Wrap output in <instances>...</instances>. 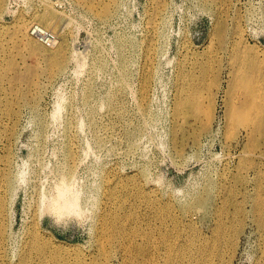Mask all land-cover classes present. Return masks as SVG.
<instances>
[{
  "label": "rangeland",
  "instance_id": "1",
  "mask_svg": "<svg viewBox=\"0 0 264 264\" xmlns=\"http://www.w3.org/2000/svg\"><path fill=\"white\" fill-rule=\"evenodd\" d=\"M44 7L50 22L29 18ZM30 44L63 48V68L50 74ZM240 54L263 86L264 0H1L0 264H181L182 246L211 243L241 202L251 210L264 135L251 145L229 115L247 103ZM179 99L194 109L178 114ZM251 160L256 173L237 171ZM63 178L79 201L59 215L47 203ZM244 224L217 264L260 263Z\"/></svg>",
  "mask_w": 264,
  "mask_h": 264
},
{
  "label": "bare ground",
  "instance_id": "2",
  "mask_svg": "<svg viewBox=\"0 0 264 264\" xmlns=\"http://www.w3.org/2000/svg\"><path fill=\"white\" fill-rule=\"evenodd\" d=\"M78 4H81L83 0H74ZM99 4H103L104 0H97ZM1 7V0H0ZM48 7H44L42 12H34L29 18L32 20L38 19L42 22H50L51 14L47 11ZM87 8L90 11H97L94 5H87ZM50 9V8H49ZM110 5L106 4L101 8L99 12L96 13V16L99 18H105L109 15ZM31 20V21H32ZM24 18L19 19L15 23V30H18L20 34L17 35L19 41L25 38L26 31L23 33L20 29L27 30V24ZM27 36V35H26ZM32 45L30 52L33 56H41L45 59L46 65L48 66V70L50 74H53L55 71H59L63 68L66 60V56L63 48H55L53 51H49L47 54L43 52V50L38 49L37 47ZM52 49V48H51ZM239 63L236 64V69L234 73V81L238 82L236 84L237 89H244L247 92V103L240 106L238 104H232L230 107L229 115L230 117L245 130L251 145L256 144L260 141L264 135V84H262L256 79L253 78V64L260 65V62L256 61L255 57H246L243 54L238 56ZM264 63L261 61V64ZM7 68H11V65H8ZM263 70V69H259ZM4 76V75H3ZM1 80V79H0ZM16 82H14V85ZM147 92V84L146 80L143 79L141 96L145 95ZM179 99L176 102V111L178 114H181L182 111L186 108L194 109V103L190 99ZM62 105L57 107L55 112V118H58ZM191 116V114H189ZM251 164V166L249 165ZM249 170L254 171L255 164L251 160V163H246L245 165L241 164L237 167V171L240 173L248 172ZM5 184L9 185V180L5 177V174L2 173L0 178V187H4ZM56 196L55 199L50 200L47 203L49 209L54 210L57 214H65L68 212H76V208L78 207L79 197L76 194H73V190L71 188V183L65 178H63L60 182L55 186ZM255 194L252 198L253 206H251V210H247L243 208L242 202L238 204L236 208H234V212L232 213V221L229 222V225H225L224 220H220L216 225V230L214 235L216 236L211 243L205 241L200 236H198V242L196 244H187L181 247L180 256L182 257L181 264H217L215 260L218 258L220 254V250L218 248V243H221L224 246H230L235 243L237 244L238 235L237 232L241 227L243 230L245 225H243V221L248 218L250 223L255 224L259 236H260V244H261V256L259 260V264H264V191L262 184L258 181L254 187ZM200 200V199H198ZM197 200L198 204H201ZM228 200V199H227ZM201 201V200H200ZM227 205V201H225ZM226 209V207H223ZM220 214V211H219ZM228 211L225 214H221L224 219L228 221L227 217ZM238 215V218H236ZM5 217V199L4 196L0 193V231L1 225L3 223ZM241 232V230H240ZM163 238V237H162Z\"/></svg>",
  "mask_w": 264,
  "mask_h": 264
},
{
  "label": "built area",
  "instance_id": "3",
  "mask_svg": "<svg viewBox=\"0 0 264 264\" xmlns=\"http://www.w3.org/2000/svg\"><path fill=\"white\" fill-rule=\"evenodd\" d=\"M52 40L51 39H47L46 42H45V45H51L52 44Z\"/></svg>",
  "mask_w": 264,
  "mask_h": 264
}]
</instances>
